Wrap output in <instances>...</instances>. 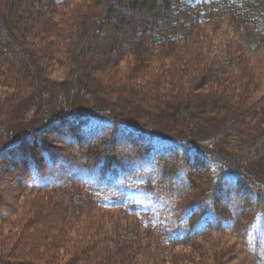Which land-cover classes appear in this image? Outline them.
Returning a JSON list of instances; mask_svg holds the SVG:
<instances>
[{"label": "trees", "instance_id": "trees-1", "mask_svg": "<svg viewBox=\"0 0 264 264\" xmlns=\"http://www.w3.org/2000/svg\"><path fill=\"white\" fill-rule=\"evenodd\" d=\"M250 47L264 50V0H0V119L49 88L38 60L45 51L67 67L62 86L73 78L118 113L64 111L1 146L0 182L47 192L39 211L49 216L94 206L133 221L89 225L84 264H159L173 247L219 231L240 236L262 263L264 95ZM153 63L186 80L182 95L101 81L122 64L129 78ZM199 124L212 129L211 143L188 135ZM52 133L62 149L48 148ZM15 154L19 165L8 166ZM13 213L0 198V217ZM0 264L38 263L0 249Z\"/></svg>", "mask_w": 264, "mask_h": 264}, {"label": "rangeland", "instance_id": "rangeland-1", "mask_svg": "<svg viewBox=\"0 0 264 264\" xmlns=\"http://www.w3.org/2000/svg\"><path fill=\"white\" fill-rule=\"evenodd\" d=\"M56 50L58 51L57 48H53L46 51L58 59L61 53ZM46 51L38 56V60L46 69L44 77L47 83L45 84L49 88H44V90L37 88L30 91L29 95L24 96L14 105L10 114L0 119V148L3 145L8 146L21 142L22 136L30 133L31 130L37 132L42 128L46 129L51 125V120L64 111L73 115L88 112H100L109 116L118 114L115 112L114 100H106L85 86H82L84 90H78L77 82L73 81V78L69 81V86H62V80L68 75L67 67L65 64L47 60ZM246 54L256 75L262 80L257 92L259 97L264 95V50L250 47ZM166 61L169 62L165 60L162 63L165 64ZM158 64L153 63L150 66L151 70L148 69L129 78L128 68L122 64L113 72L103 74L101 81L111 86L124 85L128 82L129 85H135L140 90H151V93L155 91L163 96L182 95L184 92L181 83L186 80L178 77L175 71L163 70V67ZM192 70L195 71L194 68ZM4 94L5 92L0 88V96ZM202 125L190 127L188 135L198 141L200 139L197 135L203 132V137L211 143L213 131L210 127L205 129ZM52 135L53 133L47 134L48 148L62 149L63 146L56 144L57 136ZM38 137L42 139L41 136ZM15 156L18 157L15 154L13 160H4L8 166L12 164L13 167H17L19 165ZM1 180L4 183L0 182V198L11 205L15 213L6 219L0 217V249L27 256L29 260L38 264H68L72 260L77 264H84L81 251L86 241L87 243L92 241L87 237V235H92L90 229H87L89 225L95 223L133 225V221L122 212L104 211L94 206L83 210L84 212L78 215L67 213L66 216H49L39 211L49 202L47 192L33 193L28 190H19V187L13 184L15 179L2 178ZM79 191L82 194L81 190ZM84 261H86L85 258ZM159 264L258 263L256 258L244 250L240 236L234 232L219 231L188 244L173 247L172 258ZM260 264H264V261Z\"/></svg>", "mask_w": 264, "mask_h": 264}]
</instances>
